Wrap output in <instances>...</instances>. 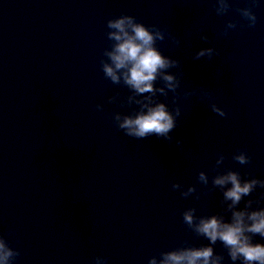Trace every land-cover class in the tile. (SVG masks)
Here are the masks:
<instances>
[{"label":"water","instance_id":"obj_1","mask_svg":"<svg viewBox=\"0 0 264 264\" xmlns=\"http://www.w3.org/2000/svg\"><path fill=\"white\" fill-rule=\"evenodd\" d=\"M247 6L232 0L220 16L213 0H0V234L76 264H94L97 256L107 264L153 257L160 264L164 253L208 246L222 264H241L183 213L195 209L198 223L264 208V186L229 209L224 192L231 185L214 184L228 171L264 181V6L253 9V27L238 11ZM121 15L165 30L156 46L180 62L166 70L178 75L180 88L153 98L181 108L171 140L132 138L114 122L115 113L139 110L129 97L150 95L136 96L102 70L114 44L107 22ZM229 21L237 27L221 35ZM206 47L219 54L195 59ZM155 87H165L162 78ZM202 90L211 96L202 98ZM213 103L227 115L213 112ZM240 151L249 163L233 159ZM253 240L264 243L259 234Z\"/></svg>","mask_w":264,"mask_h":264},{"label":"clouds","instance_id":"obj_2","mask_svg":"<svg viewBox=\"0 0 264 264\" xmlns=\"http://www.w3.org/2000/svg\"><path fill=\"white\" fill-rule=\"evenodd\" d=\"M213 6L216 14L223 16L228 13L232 7V0H213ZM264 6V0H249V6L239 8L240 15L248 22V27H253L258 21L256 13L253 11L256 7ZM107 27L111 30L108 33L109 39L114 44L111 51L106 55L110 57V63L103 64V72L106 78L113 83L119 84L121 80L125 85L134 91L136 96L145 93L143 99H135V96L129 97V103L135 100L140 105L138 111L133 114H114V122L125 135L144 139L155 135L159 138L171 140L170 133L177 127V118L181 115L179 105L175 111L171 110L166 103L156 102L153 98L159 92L167 96L166 89L173 93L181 86V80L178 75L166 70L177 67L180 62L166 55L156 46L157 40L165 39V30L157 25L148 26L138 22L132 15H121L108 20ZM237 24L229 21L224 27L221 35H228L229 31L235 29ZM171 35V34H169ZM176 46H180V40L175 36L171 37ZM207 41L209 37L205 34L201 37ZM219 52L214 47L201 48L195 54V59L203 57L212 59ZM162 78L165 87L157 89L155 82ZM196 90L186 92L185 95H193ZM202 98H208L211 93L202 90ZM114 98L110 99L113 100ZM97 110H102L103 105H97ZM212 111L221 117L227 115L224 108L216 103L211 105ZM182 141L177 140V144ZM224 155L219 156V161L224 160ZM233 159L240 164L249 163L251 157L246 151H240L233 156ZM200 181L207 183V176L204 172L199 174ZM217 186L231 185L224 192V200L231 201L229 209H234L242 198L251 195L258 185L264 186V181L258 178L242 180L237 171H228L226 174L218 175L214 179ZM173 189H179V183L173 184ZM194 189L189 188L182 195L187 197ZM253 201H248V207H251ZM195 209L187 210L183 213L184 222L194 226V230L205 236L212 244L218 240L228 250V254L233 262L241 261V264H264V243L254 242L253 236L259 234L264 237V208L249 212L237 210L232 212L230 221L213 215L204 217L195 222ZM20 250L11 246L10 241L0 234V264H16L20 256ZM222 257L214 254V249L208 247H191L180 250H174L163 254V260L160 264H222ZM94 264H107V258L97 256ZM149 264H157V259L153 257Z\"/></svg>","mask_w":264,"mask_h":264}]
</instances>
